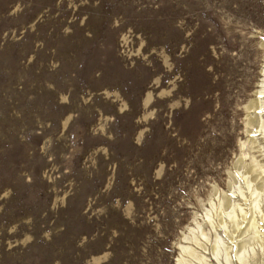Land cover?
<instances>
[{"label": "rangeland", "instance_id": "obj_1", "mask_svg": "<svg viewBox=\"0 0 264 264\" xmlns=\"http://www.w3.org/2000/svg\"><path fill=\"white\" fill-rule=\"evenodd\" d=\"M263 43L264 0H0V264H177L259 155Z\"/></svg>", "mask_w": 264, "mask_h": 264}, {"label": "bare ground", "instance_id": "obj_2", "mask_svg": "<svg viewBox=\"0 0 264 264\" xmlns=\"http://www.w3.org/2000/svg\"><path fill=\"white\" fill-rule=\"evenodd\" d=\"M258 94L246 107L248 132L254 134L244 145L259 155L247 162L243 153L237 160L239 177L230 173L232 196L214 190L217 202H210L202 224L189 229L184 240L190 244L180 245L177 264H264V79Z\"/></svg>", "mask_w": 264, "mask_h": 264}, {"label": "clouds", "instance_id": "obj_3", "mask_svg": "<svg viewBox=\"0 0 264 264\" xmlns=\"http://www.w3.org/2000/svg\"><path fill=\"white\" fill-rule=\"evenodd\" d=\"M81 23H83V21H81ZM65 31L67 32V31H69V29L66 28ZM50 86H51V85H50ZM149 95H150V94H149ZM62 100L66 102V101L68 100V97H67V96H63V97H62ZM125 107H126V105H125ZM121 111H123V109H121ZM71 118H72L71 115H69L68 120H71ZM65 124H67V121H65ZM163 168H164V165L161 164V165H160V169H159L158 172H157V176H159V175L162 174V172H163ZM48 178H49V180L53 179L51 176H49ZM8 195H9V192H8V191H5V192L3 193V196H4V197H7ZM52 206H53V208H55V207H56V204L53 203ZM132 208H133V204H132L131 201H129V202H128V213H127L129 216H131V214H132ZM15 230H16V227L13 226L12 228L9 229V232H14ZM44 236H46V237H48V238H51L49 232H45V233H44ZM32 239H33V237H32L31 235H25L24 238H23L22 240L16 241V243H17V244H24V245H27L29 242L32 241ZM81 243H83V241H81ZM13 246H14V244H13L11 241H9V242H8V247H9V248H12ZM262 251H264V249H262ZM106 258H107V254H105V259H106ZM56 264H60V262L57 261Z\"/></svg>", "mask_w": 264, "mask_h": 264}]
</instances>
